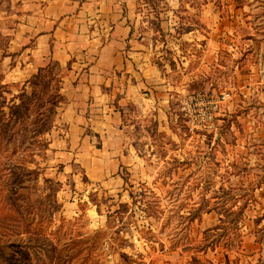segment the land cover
<instances>
[{
  "label": "rangeland",
  "instance_id": "374dc122",
  "mask_svg": "<svg viewBox=\"0 0 264 264\" xmlns=\"http://www.w3.org/2000/svg\"><path fill=\"white\" fill-rule=\"evenodd\" d=\"M24 1L0 0V208L56 230L57 255L9 210L0 264H264V0L124 5L128 70L69 153L63 114L96 53L42 58Z\"/></svg>",
  "mask_w": 264,
  "mask_h": 264
},
{
  "label": "crops",
  "instance_id": "0c3cea01",
  "mask_svg": "<svg viewBox=\"0 0 264 264\" xmlns=\"http://www.w3.org/2000/svg\"><path fill=\"white\" fill-rule=\"evenodd\" d=\"M124 5L130 7L132 0L24 1V6H26L24 14L29 20L23 26L25 29H40L36 33L34 51L43 55L42 58L48 52L52 58L65 64L79 47L85 48L89 55L96 53L92 61L87 64L88 73L84 81L78 84V92L74 94L69 107L63 114L68 124V153L76 145H80L81 148L85 140L87 144H90V136L85 132L86 125L89 124L95 130L102 129L99 123H104L106 117L103 115L104 99L114 94L113 89L107 93L102 84L110 81L111 85L112 72L115 69L128 70V65L125 63L126 58L122 56V48L129 42L131 31L126 25V16L123 15ZM106 25H110L111 31L109 32L110 37L104 43L100 42V38L82 33L85 29H97L96 26ZM68 29H77L78 34L71 33L70 40H67L69 39L67 35L70 33ZM58 31L64 34L62 45H60L61 41L58 42L61 38L56 37ZM45 60L46 58L44 61L39 60L30 64L37 68L44 65ZM96 118L100 119L96 120Z\"/></svg>",
  "mask_w": 264,
  "mask_h": 264
},
{
  "label": "trees",
  "instance_id": "16d2710c",
  "mask_svg": "<svg viewBox=\"0 0 264 264\" xmlns=\"http://www.w3.org/2000/svg\"><path fill=\"white\" fill-rule=\"evenodd\" d=\"M45 68H39L38 70V75L41 73V71H43ZM147 188L144 184H141V188L139 189V191L137 192V196H135V194L133 193V191H129V197L132 198L133 202H136L137 197L138 199L143 200L144 198H146L147 195ZM2 202V201H0ZM12 210L13 212H18L19 217H21V219L23 218L25 220V226H27V228H30V226H37L39 221H34V219H29L28 217H26L23 212L19 213V211L21 212V209L19 207V205H17L16 200L12 198L11 201V205L8 206V208L6 209V211ZM6 211L4 213H1V208H0V224L2 225V223L5 221L3 220L4 217L6 216ZM117 210L114 211V213H116ZM108 217H112V214H108ZM3 220V221H2ZM29 226V227H28ZM32 231H28L30 232V234L35 237L37 240H43L46 241L49 244V247L52 248V250L55 253V258L57 255V243L55 242V237H56V230L55 231H46V232H42L40 229L36 228V227H32L31 228ZM7 246V245H6ZM11 246H9L8 248H10ZM29 248V247H28ZM15 256V255H14ZM5 257V256H4ZM12 256H10V258H12ZM9 257H7L6 259H4L2 262L3 264H9L5 261H9L10 259ZM10 264H15V263H10ZM261 264V263H260Z\"/></svg>",
  "mask_w": 264,
  "mask_h": 264
}]
</instances>
